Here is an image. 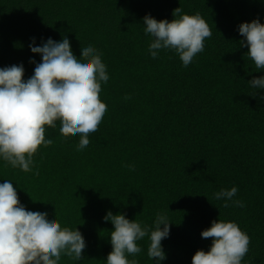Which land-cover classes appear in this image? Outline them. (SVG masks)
Masks as SVG:
<instances>
[{
    "label": "trees",
    "instance_id": "obj_1",
    "mask_svg": "<svg viewBox=\"0 0 264 264\" xmlns=\"http://www.w3.org/2000/svg\"><path fill=\"white\" fill-rule=\"evenodd\" d=\"M177 6L200 12L211 30L187 65L172 49L149 55L151 36L143 31L145 13L171 19ZM254 17L264 22V0H0V66L22 63L27 78L29 57L40 60L30 39L39 44L63 33L76 55L90 41L108 73L98 93L106 109L84 148L75 147L79 133L59 132L57 119L55 127L44 125L52 143L37 146L32 170L0 160V182L12 180L26 209L81 231V258L61 253L57 264H104L107 209L142 226L157 211L167 216L160 264H191L194 251L211 243L201 229L217 218L248 234L242 264H264V90L255 96L247 81L264 69H256L237 30ZM232 185L243 206L213 196ZM148 242L146 234L140 252L126 256L153 264Z\"/></svg>",
    "mask_w": 264,
    "mask_h": 264
},
{
    "label": "clouds",
    "instance_id": "obj_2",
    "mask_svg": "<svg viewBox=\"0 0 264 264\" xmlns=\"http://www.w3.org/2000/svg\"><path fill=\"white\" fill-rule=\"evenodd\" d=\"M143 31L151 36L147 45L149 55L156 57L157 50L172 49L183 65L203 49L204 38L211 30L200 12L186 13L180 6L172 9V18L156 19L145 13ZM237 30L242 34L240 45H247V56L256 69H264V22L259 18L241 21ZM32 37L30 51L40 54L39 62L29 60L34 68L27 78L22 63L0 66V160L12 167L29 171L33 153L40 144L52 143L44 137V125L55 127L59 119V132L67 136L79 133L76 149L89 143L88 133L97 128L106 109L99 96L100 82L107 81L106 65L99 50L89 41L79 45V55L73 53L69 38L61 34L35 44ZM255 90H264V73L247 80ZM258 99L264 100V91ZM128 164L127 167H133ZM10 179L0 182V264H57L61 253L78 260L85 247V239L77 228L61 226L54 215L43 209H26L18 199ZM237 186L221 187L213 193L227 206H243V201L233 199ZM102 219L111 221L108 236L110 251L104 264H138L135 257L126 253L140 252L137 241L148 236L147 255L153 264L165 258L161 239L169 234L170 220L157 211L151 226L129 219L123 212L105 211ZM162 225V226H161ZM201 237H211L207 250L197 248L191 264H242L248 250V234L235 221L212 219L202 228ZM246 264V262H244Z\"/></svg>",
    "mask_w": 264,
    "mask_h": 264
}]
</instances>
